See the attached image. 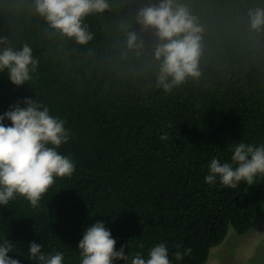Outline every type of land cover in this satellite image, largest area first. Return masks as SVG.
I'll return each instance as SVG.
<instances>
[{
  "label": "trees",
  "instance_id": "obj_1",
  "mask_svg": "<svg viewBox=\"0 0 264 264\" xmlns=\"http://www.w3.org/2000/svg\"><path fill=\"white\" fill-rule=\"evenodd\" d=\"M158 2L108 0L83 18L92 39L81 44L50 27L34 0H0V48L27 44L37 61L20 86L0 72V114L25 97L42 102L65 121L69 140L57 150L75 162L37 207L20 195L0 206V242L10 240L21 264H35L32 241L80 264L78 243L97 221L125 248L127 264L159 243L171 264H210L212 255L227 264L225 248H213L264 216V175L235 189L204 179L213 157L232 163L237 143L264 144V28L251 29L248 17L264 0H180L204 29L200 75L167 93L157 85L154 30L135 19ZM130 31L141 49L128 47ZM185 248L191 253L177 261Z\"/></svg>",
  "mask_w": 264,
  "mask_h": 264
},
{
  "label": "clouds",
  "instance_id": "obj_2",
  "mask_svg": "<svg viewBox=\"0 0 264 264\" xmlns=\"http://www.w3.org/2000/svg\"><path fill=\"white\" fill-rule=\"evenodd\" d=\"M34 7L50 27L84 44L92 39V34L83 24V18L91 13L104 12L109 4L108 0H34ZM248 17L251 29L259 31L264 28V8L250 9ZM135 19L143 31L154 30L157 43L152 51L159 64V87L167 93L187 78L199 77L204 29L180 0H159L141 8ZM127 44L129 48L139 50L143 47L142 37L130 31ZM36 66L37 61L27 44L20 49L0 48V72H7L13 84L20 86L28 82ZM160 139L166 141L167 133H162ZM68 140L65 121L51 115L49 108L37 99L25 97L0 114V206L20 195L37 207L55 178L71 176L75 162L57 150ZM231 160L232 163L221 162L213 157L205 181L214 184L219 179L223 186L232 189L241 181L254 184L258 176L264 175V144L239 142L232 149ZM116 244L103 221L91 224L78 243L80 264H117V261L127 264L129 257L125 248L121 246L117 250ZM42 249L43 246L36 241L29 245L28 255L35 264H64L62 252L45 254ZM12 252L10 240L0 242V264H21L19 259L9 255ZM190 253L191 249L185 248L176 251L174 256L180 261ZM131 264H171L167 244H156L149 249L146 258L137 253Z\"/></svg>",
  "mask_w": 264,
  "mask_h": 264
},
{
  "label": "rangeland",
  "instance_id": "obj_3",
  "mask_svg": "<svg viewBox=\"0 0 264 264\" xmlns=\"http://www.w3.org/2000/svg\"><path fill=\"white\" fill-rule=\"evenodd\" d=\"M263 222L264 216L261 217L259 222L244 236L237 235L231 228L227 239L221 245L213 248L211 255L215 250L225 248V254L223 255V257L226 258L227 264H231V260L234 258V253L241 248L246 247V249H249V247H253L254 241L252 237L258 235V242L256 243L254 249L250 252V256L246 264H264V238L260 234ZM232 235H234V237L232 238V241H230ZM243 242L245 243V245L243 244ZM212 258H216V256L212 255L211 259ZM216 263L217 261L215 260L213 263L210 264Z\"/></svg>",
  "mask_w": 264,
  "mask_h": 264
},
{
  "label": "crops",
  "instance_id": "obj_4",
  "mask_svg": "<svg viewBox=\"0 0 264 264\" xmlns=\"http://www.w3.org/2000/svg\"><path fill=\"white\" fill-rule=\"evenodd\" d=\"M261 236L264 238V222L262 223V227H261V232H260ZM253 241H254V246L253 247H249V249L245 248H241L239 250L236 251V261L232 264H246L247 260L249 259L250 256V252L254 249L256 243L258 242V235L252 237ZM243 244L245 245V243L243 242ZM251 248V249H250ZM215 260L217 261L216 264H218V259L215 258Z\"/></svg>",
  "mask_w": 264,
  "mask_h": 264
}]
</instances>
